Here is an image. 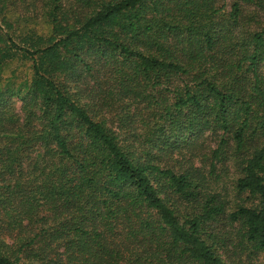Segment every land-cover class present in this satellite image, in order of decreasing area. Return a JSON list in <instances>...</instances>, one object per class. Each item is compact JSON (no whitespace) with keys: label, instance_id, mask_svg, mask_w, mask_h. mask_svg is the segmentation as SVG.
Listing matches in <instances>:
<instances>
[{"label":"trees","instance_id":"trees-1","mask_svg":"<svg viewBox=\"0 0 264 264\" xmlns=\"http://www.w3.org/2000/svg\"><path fill=\"white\" fill-rule=\"evenodd\" d=\"M233 234L264 254V0H0V264H237Z\"/></svg>","mask_w":264,"mask_h":264},{"label":"rangeland","instance_id":"rangeland-1","mask_svg":"<svg viewBox=\"0 0 264 264\" xmlns=\"http://www.w3.org/2000/svg\"><path fill=\"white\" fill-rule=\"evenodd\" d=\"M24 75L25 73L23 71V73H21V76ZM208 138L209 136L206 137L207 147H209L210 145L213 146V140ZM204 151H207V148ZM179 157L180 156L178 154H175L173 158L179 159ZM173 161L174 160H172L171 162ZM171 164H175V163H171ZM217 171L221 173V177L218 181L217 186L219 187V189L223 190V193L226 194V198L229 200L230 207H235L237 204L253 206L257 203V200L252 196L250 197L245 193L236 194L234 192L232 188V184L237 174L235 173L231 163L227 162L225 163V165H221V163H217ZM214 186L216 187V184ZM226 230H230V228H227ZM236 230L237 228L234 225L231 231L233 233H236ZM228 237L232 239L233 245H229V248L223 250L222 255L224 259L227 258L232 261H236L237 264H264L263 253L254 251L245 243L238 244L239 239L235 234Z\"/></svg>","mask_w":264,"mask_h":264}]
</instances>
